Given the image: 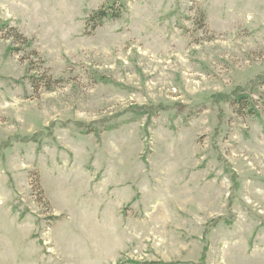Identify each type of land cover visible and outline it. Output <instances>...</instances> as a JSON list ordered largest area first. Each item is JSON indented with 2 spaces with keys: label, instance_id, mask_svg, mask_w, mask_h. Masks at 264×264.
Listing matches in <instances>:
<instances>
[{
  "label": "rangeland",
  "instance_id": "obj_1",
  "mask_svg": "<svg viewBox=\"0 0 264 264\" xmlns=\"http://www.w3.org/2000/svg\"><path fill=\"white\" fill-rule=\"evenodd\" d=\"M107 2L0 0V264H264V0Z\"/></svg>",
  "mask_w": 264,
  "mask_h": 264
},
{
  "label": "trees",
  "instance_id": "obj_2",
  "mask_svg": "<svg viewBox=\"0 0 264 264\" xmlns=\"http://www.w3.org/2000/svg\"><path fill=\"white\" fill-rule=\"evenodd\" d=\"M127 12V0H109L106 5L94 10L91 14L86 17V21L90 24L92 28L102 24L107 19H117L122 14ZM233 105H239L240 109L247 107L249 112L255 114L254 104L251 103L250 97L247 92L240 91L234 92L227 97ZM159 109L156 107L155 110ZM143 113H148L155 111L154 108L152 110L151 107H146ZM88 127V126H87ZM93 129L87 128V131H91ZM149 264H157L158 262H148ZM163 263V262H162ZM168 264V263H167Z\"/></svg>",
  "mask_w": 264,
  "mask_h": 264
}]
</instances>
